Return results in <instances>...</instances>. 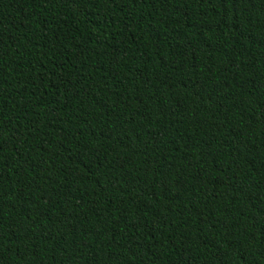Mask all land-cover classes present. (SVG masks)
<instances>
[{
    "label": "trees",
    "instance_id": "trees-1",
    "mask_svg": "<svg viewBox=\"0 0 264 264\" xmlns=\"http://www.w3.org/2000/svg\"><path fill=\"white\" fill-rule=\"evenodd\" d=\"M0 264H264V0H0Z\"/></svg>",
    "mask_w": 264,
    "mask_h": 264
}]
</instances>
